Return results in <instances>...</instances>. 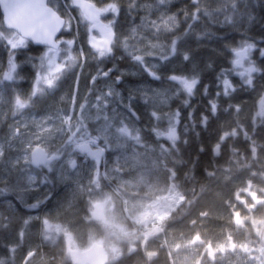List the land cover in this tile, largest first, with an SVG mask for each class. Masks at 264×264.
Masks as SVG:
<instances>
[{
    "label": "flooded vegetation",
    "instance_id": "af4514ba",
    "mask_svg": "<svg viewBox=\"0 0 264 264\" xmlns=\"http://www.w3.org/2000/svg\"><path fill=\"white\" fill-rule=\"evenodd\" d=\"M96 35L98 34L96 33ZM244 38L245 41L240 42L236 48L245 44L254 45L248 55V61L260 69V71L252 74V84L248 85L244 82V79L237 75L236 71H232L233 66L230 61L231 67L227 69V78L235 90L225 96L223 94V86H219L216 93H220V95H217L221 96L220 101L209 96L208 86L202 82L203 78L201 74H197V72L193 74V72L189 71L190 69H181L179 66L181 64L180 61L186 62L183 59V53L189 51V45H185L187 43L191 44V42H178L177 54L169 56L167 60H161L159 57L162 53L159 50H153L154 55L145 56V64L141 65L132 60L129 53L123 48H119L120 51H118V45L113 47V52L110 56L100 58L88 43V39L80 38L79 42L73 45V50L79 51L80 48H83V66L81 67L78 63L77 70L79 69V73L77 79L76 77L73 78L71 94L69 95L68 85L72 78L68 76L61 77L56 89L48 90L43 95L38 94L33 97V107H43L49 109L52 113L57 110L68 109L70 107L69 102L71 96L75 93L78 110V105L83 103L85 99L90 103H94L95 95L98 94L99 90L105 91L108 89V86L102 84V80H104L110 84L109 86L115 92L120 94L119 97L113 96L110 98L106 109L107 114L111 117L115 110V126L119 127V121H123L133 131V134H139L141 141L139 144H135L131 140L122 138L119 142L123 143L124 147L116 148L117 141L109 140L111 147L105 149L99 163L94 166L91 158L85 160L84 156L76 151H73L70 157L68 154L70 152L64 151L60 159L53 162L51 171L46 167L33 165V176L35 177L33 181V204L37 205L35 209L45 208L47 206L54 207L57 203H64L66 200L69 202L70 185H81L82 191L72 189L74 192L72 196L73 204L79 205L85 202L86 206H91L92 208L100 203L104 204L105 211H103V219H96L91 214L92 210L89 212V217L92 223L98 228L114 231L115 225L108 222V214H106L107 206L110 204H116L114 207H129L127 216L122 215L121 211H119V217H121L119 220L129 225L132 222L136 224L135 219L141 221L139 214L144 211L147 212L148 207H155L165 202L164 190L166 188L168 190L178 188L177 183L184 184L192 191L188 203H184L189 206L196 204L197 198L194 189L198 182V156L191 152L194 155L192 156L190 154L192 157L187 158L189 155L188 147H190L191 141L201 137L203 134L207 135L215 125H220L210 144L212 168L215 173L222 170L225 175L237 174L241 178L238 184H231L232 189H236L237 191L241 190L238 197L234 196L232 205L241 206L246 209L245 205L250 201V210H256L261 205L262 200L254 192L255 187L264 185V173H260L261 157H259V150L261 143L258 141V133L261 126L260 117L264 113V110H262L260 116L245 120L241 117L242 105H235L231 100L237 93L246 95L248 93L251 94L255 90H264V56L261 55V52L264 51V42H253L249 37H245V35ZM161 43L165 45L163 54H167V43ZM183 44H185L184 47ZM231 58H234L233 53L231 54ZM248 61H245V66H247ZM37 63L39 65V61ZM109 69L112 70L109 73V77L98 78L95 85H93L92 76L96 75L98 70L108 71ZM149 70L156 72L160 78L155 79L150 75ZM89 71L90 73L88 75ZM127 71L132 72L129 75H137V83L141 85L142 108L140 109L138 107L139 102L134 99L130 89L125 88L127 87L125 86L128 75ZM172 75H182L189 78L193 76L197 77L199 83L196 85L193 94L189 96L177 82L170 80L169 77ZM116 77H120L119 83L115 82ZM81 79L89 80L83 81V88L79 91ZM233 79L235 82H233ZM205 88H207V93H205ZM16 94L22 97L21 93ZM129 96L132 97L131 101L128 100ZM22 98L27 99L28 97L23 95ZM213 101L217 104L215 114L211 111L210 102ZM125 105H129L131 111H128ZM251 110L253 112L255 111V109ZM153 112L156 113V117H159V119L152 115ZM177 112H179V117L178 123L176 124L177 139L175 142L173 143L165 137H157L156 132H166L169 127V118L174 117ZM76 114H78V111L73 113L74 116ZM90 115L94 117L95 110H92ZM205 117H207L206 122L204 120ZM85 123L87 126H98L101 121L89 119L85 120ZM88 131L92 135L97 134L95 130L94 132L91 130ZM99 143L101 147H104L103 141ZM41 146L45 145L41 144ZM217 147H219V155L215 157L214 153ZM246 148L250 152L248 153L252 154V158H250V155L248 156ZM48 150L52 151L53 149L48 148ZM199 152L201 153V151ZM69 158L76 160V169H72L67 163ZM189 159L192 160L191 163L189 162L190 166L188 167L187 163ZM182 171L183 174H181ZM70 174L76 176L71 178ZM97 180H101V187L100 189L98 187L93 189V181ZM248 191L250 192L248 193ZM252 194H256L258 199L254 200L251 196ZM237 210L238 212L241 211L238 208ZM135 211H137L136 214ZM52 212L54 213L56 224L52 226L47 218L44 219L42 221V227L45 229L44 234L50 233L53 227L60 230L62 227L67 226L64 223L68 216L66 213L61 212L60 214L55 209ZM34 213L39 215L40 211L36 210ZM160 214L159 209H153L147 217L144 215V218H142L143 221H146L145 227L148 230L150 229L152 233L157 232L147 242L146 240L143 242L136 239L128 246L129 242L124 240L122 243L112 246L111 244L108 245L105 241L101 230L95 232L97 236L95 244L101 246L107 255L106 264H138L139 259L144 261L143 264H160L165 262V259L170 260L171 258L166 257L168 253L165 244L166 235L164 233L166 227L165 225L163 227L161 225L163 219L159 217ZM176 215L174 217H180ZM230 216L232 217L231 212ZM189 219V216L186 214L183 221L186 222ZM79 220L84 221L83 228L87 229V223H85L86 217L83 219L80 218ZM232 220L234 227L239 233L245 235L247 227L243 225V222L236 226L233 218ZM192 222L194 221H191L188 227L192 231L189 233L185 232L186 243H177L172 250V256L177 264H182L181 258L184 255V252L180 251L183 249L182 246H184L183 250L194 248L189 247L188 243L197 234L205 238L201 230H195V225L194 229H192ZM170 225L167 228H170ZM65 228L63 229L65 230ZM33 231L36 235L41 234L37 233L36 229ZM83 233L85 234L86 230ZM127 233L130 232L128 231ZM69 234L71 232H67L61 236L56 245L58 246L62 240L64 245L63 253L65 254L67 253L65 239ZM131 235H127L125 239L129 240L128 236ZM38 236L40 237V235ZM112 238L116 242L115 235ZM70 239L72 248L85 249L88 247L87 245H75V234L73 233ZM54 251L55 254L62 255L58 252V247ZM223 255L226 257L229 256V254L224 253ZM150 256L151 258H149Z\"/></svg>",
    "mask_w": 264,
    "mask_h": 264
},
{
    "label": "snow or ice",
    "instance_id": "6c2138e0",
    "mask_svg": "<svg viewBox=\"0 0 264 264\" xmlns=\"http://www.w3.org/2000/svg\"><path fill=\"white\" fill-rule=\"evenodd\" d=\"M169 2L170 0H157V10H159L160 6L166 5ZM193 4L196 5L195 11L191 14L185 13V17L190 18L192 21L200 19L201 14L205 17H211L215 13L225 12V21L231 22L233 15L228 14V12L230 11L232 14H236L238 11V0H222V6L216 9L202 7L200 0H193ZM71 5L77 7L80 10L81 19L88 22V43L100 58L110 56L113 52V47L116 45L121 46L129 53L132 60L141 65L145 64V56L154 55L153 50H159L162 53L159 57L161 60H167L169 56L177 54L179 36H175L170 40V43L167 45V54H163L165 45L160 42L165 34L173 33L178 27L176 15H168L165 13L161 14L156 20H149L147 17L143 18L141 26L150 31V39L140 37L136 28L131 30L130 36L121 39L113 30L114 21L103 23L100 20L102 13H119L120 9L116 3L98 8L90 0H71ZM135 7L134 0H131L130 8ZM144 7L146 11L151 10L148 5ZM71 28L72 17L69 16L68 19L62 18L58 8V0H0V42L6 43L10 49L8 71L0 79V98L4 94V88L2 87L4 81L14 82L18 78V65L14 59L15 50L27 47L29 41L43 44L47 48L44 55L40 57L39 70L35 75L31 96L28 99H23L19 94H16L13 98L12 102L16 112L27 108L31 97H35L38 94L43 95L48 90L56 89L61 76L66 73H72L78 63L81 67L83 66V48H80L75 54L73 51L76 38L65 40L57 37V33L61 29L68 31ZM189 28H191V25H189ZM93 30L99 31L103 37L102 43L97 42L96 38L91 35ZM140 44H144V47L141 48L139 46ZM253 47L254 45L252 44H245L231 50L234 56L231 61L233 66L232 71H236L237 75L244 79V82L248 85L252 84V74L260 71V69L248 61V55ZM261 55L264 56V51L261 52ZM189 58V53L185 51L183 53V59L187 61ZM245 61H248L247 66H245ZM111 71V69L108 71L98 70L96 75L91 78L93 85H95L98 78H108ZM149 71L150 75L155 79L160 78L156 72ZM227 76L228 70H221L220 78H218L219 83L223 86V94L225 96L235 90ZM169 79L177 82L189 96L193 94L196 85L199 83L198 78L195 76L189 78L182 75H172ZM115 82L119 83L120 77H116ZM205 93H207V88H205ZM119 95L111 86H108L107 92L99 90L98 94L95 95L94 103H90L85 99L83 103L78 105L77 110L76 95L73 93L68 109L57 110L50 115L41 117L39 121L33 119L32 123L35 125L37 131L33 132L31 136L22 133L19 127H14L11 130L10 136L3 139V142H0V158L4 156L5 143L9 148L14 146L13 142L18 143L19 148L18 155L15 158V164L20 165V176L18 179H22L24 177V169L27 166L35 165L37 167H46L51 171L53 162L58 161L66 149L79 152L84 156L85 160L91 158L94 166L99 163L105 149L111 147L109 140L112 138L117 141L116 148L124 147V144L119 142L122 138L139 144L141 141L139 134H133V131L123 121H119V127L115 126V110L111 117L107 114L106 109L110 98L113 96L119 97ZM217 95H220V93H217ZM131 99L132 97L129 96L128 100L131 101ZM210 103L211 111L215 114L217 104L214 101ZM261 106L262 110H264V101H261ZM125 107L128 108V111H131L129 105H125ZM92 110H95L94 117L90 115ZM77 111L78 114L74 116L73 113ZM152 115L156 117L155 112ZM178 117L179 112L174 117H170L168 129L166 132L157 131V137H165L174 143L177 139L176 124L178 123ZM156 118L159 119V117ZM89 119L101 121L95 129L96 135H92L88 131L85 120ZM204 120L206 122L207 117ZM41 132L45 133V135H41ZM54 137L59 138L60 144L52 151H49V141ZM35 139H39L41 144L45 146H41V144L34 146L33 140ZM100 141L104 142V147L100 146ZM70 156L71 153H69ZM67 163L72 169L77 168L75 159L69 158ZM27 179L34 181L35 177L28 176ZM31 207L36 208L37 205L33 204ZM22 235L23 233H21ZM15 250V247L10 249L12 252H15ZM31 255L32 251L29 250L23 258L22 264H27ZM0 264H6L5 260L0 259Z\"/></svg>",
    "mask_w": 264,
    "mask_h": 264
},
{
    "label": "trees",
    "instance_id": "16d2710c",
    "mask_svg": "<svg viewBox=\"0 0 264 264\" xmlns=\"http://www.w3.org/2000/svg\"><path fill=\"white\" fill-rule=\"evenodd\" d=\"M99 8L104 7L111 3H116L120 9L118 14L109 13L112 21H114V27L116 34L123 39L131 35V30L133 28L137 29L139 36L142 38H151V33L147 28L141 26V21L143 18L147 17L149 20H156L161 14L176 15L178 19V27L174 30L173 33H167L162 37L160 42H168L175 36H179L180 39L178 42H191L189 45L188 53L189 60L186 62L180 61L181 69H190V72L201 74L202 82L206 83L209 89V96L213 97L215 100L220 101L221 96H217V90L219 86H222L219 83L220 72L221 70L230 69V59H231V48L237 47L240 42H244L245 37H249L251 41L264 42V0H238L237 8L238 11L236 14H232L230 11L228 14L233 15L231 22L225 21V12L215 13L211 17H205L201 14L200 19L192 21L190 18L185 17V13L191 14L195 11L196 5L193 4V0H170L166 5L160 6L157 10V0H134L136 7L130 8L131 0H91ZM61 3V2H60ZM202 7H209L210 9H216L217 7L222 6V0H200ZM65 4L72 6L70 0H65ZM145 5L150 6V11L145 10ZM60 14L62 16H67L64 8V4H61ZM72 8V7H71ZM75 10V8H73ZM108 13V12H107ZM191 25V28H189ZM187 33V35H185ZM67 35H72L68 33ZM69 38V37H68ZM84 39V38H82ZM155 42V41H154ZM199 42V43H196ZM141 48L144 47V44L139 45ZM119 48H122L118 45ZM44 49L33 47L28 43L27 47L15 50V63L18 65L17 74L18 78L15 80V83L8 84L3 83L4 96L7 99V102L13 100V95L16 93H24L23 87L28 85V81L33 79V76L37 70L38 57L41 51ZM128 53V52H127ZM141 54V53H137ZM10 58V49L4 42H0V79L3 78L4 72L8 71V62ZM78 67V65H77ZM77 67L74 69L77 70ZM195 71V72H194ZM90 71L88 72L89 75ZM128 75L126 77L127 89H130L132 96L139 102V109L141 106V92L140 86L137 83V75H129L132 73L127 71ZM232 73L230 72V75ZM74 73H72L70 78V84L68 85L69 95L72 92L73 88V78ZM87 75V76H88ZM232 76V75H231ZM233 78V76H232ZM89 80V79H85ZM79 83V91L83 88V81ZM87 82V81H86ZM233 82L235 80L233 79ZM102 84L109 86L110 84L102 80ZM7 89V90H6ZM13 90V91H11ZM264 93L263 89L252 91L248 94L237 93L232 101L240 102L238 104L243 105L245 108H255V103L260 100L261 95ZM131 94V93H130ZM5 111L8 113L11 112L7 110L5 105ZM261 126L258 133V141L261 143L260 156L261 157V168L260 173H264V113L260 117ZM220 125H215V127L207 135H202L201 137L196 138L194 141L190 142V147H188L189 155L194 153L198 156V165H197V185L194 189L196 193V204H192L189 207L183 205L180 208L181 213H185L189 216V220L184 222L189 227V223L194 221L193 226L203 227L204 222H209L207 228H201L203 236L205 232L211 234L222 233L221 228L218 227L220 221L216 219L217 216H222L225 213V219L221 221L222 226L225 228V231L233 232L236 230L233 224V220L230 217L231 211V202L234 199V194L237 192L236 189H232V185L224 184L223 178L225 173L222 170H219L217 173L212 168V155L210 152V144L212 143L213 136L218 130ZM88 130L94 132L97 126H87ZM201 149V150H200ZM201 151V153L199 152ZM247 153L249 152L246 148ZM250 153V152H249ZM250 158L252 154H249ZM193 154V155H194ZM187 158H191L190 155ZM192 159L188 160L191 163ZM184 169V167H182ZM183 174V171L181 172ZM213 175V177H212ZM4 184H0V190L4 189ZM3 188V189H2ZM15 195L11 192L6 194H0V202L5 199L4 204H0V259H4L6 264H22V260L25 257L26 253L30 249H36L35 254L38 259H43L41 264H61V256L67 257L63 253L64 245L61 240L58 247V252L62 255L55 254L53 248H51L47 243H43L41 238L36 235L32 230L30 232L26 231V225H23L25 213L21 207L20 212H17L16 208L12 205L7 206V200L9 198L15 199ZM61 212H64L68 215V211L62 209ZM204 214L205 218L201 216ZM262 214L263 211H262ZM7 217V218H6ZM203 217V218H202ZM6 218V219H5ZM9 219V220H7ZM83 222V221H80ZM67 227V226H64ZM35 230V229H33ZM81 232L86 229L81 227L79 229ZM192 231L189 229H185ZM21 233L23 235L21 236ZM35 234V235H34ZM223 234V233H222ZM261 239L264 243V230L261 232ZM221 237V236H220ZM240 239L243 235L238 236ZM222 238L225 240V236L222 235ZM238 238V239H239ZM207 242H212L210 239H207ZM15 247V252L10 251L11 248ZM234 256L235 258L231 264H240L242 261V255L239 254ZM231 256V255H229ZM41 257V258H39ZM138 259V258H137ZM70 263V261H69ZM144 261L138 260V264H143ZM217 263V262H216ZM215 263V264H216ZM29 264V260L27 261ZM71 264V263H70ZM160 264H169L166 259L165 262Z\"/></svg>",
    "mask_w": 264,
    "mask_h": 264
},
{
    "label": "rangeland",
    "instance_id": "374dc122",
    "mask_svg": "<svg viewBox=\"0 0 264 264\" xmlns=\"http://www.w3.org/2000/svg\"><path fill=\"white\" fill-rule=\"evenodd\" d=\"M61 4H65V1L58 0L59 8L61 7ZM109 13L111 14V12L103 13V19L107 23L109 21H112L111 18H109L110 16ZM84 28L88 30V23L87 21H84L83 19H81L80 11L77 10L76 14H73V17H72V28L71 30H68V31L73 32V35L70 36L69 38L63 37L62 39L66 40V39L76 38V42H79L80 38L86 39L85 34L87 32L83 31ZM232 49L233 48H231L230 51ZM73 51H74V54L78 52L75 50ZM45 52L46 50H43L40 52L39 57H38L39 62H40V57L43 56ZM232 60L233 58H231L230 61ZM74 72L76 74L74 75V77H76L77 79L79 69L76 71L73 70L72 73ZM72 73H66L65 75L61 77L70 76ZM107 90H105V92ZM261 101H264L263 94L261 95L260 100L257 101V103H255L254 112L249 108L244 109V106L242 105L243 110L241 113V117H243L246 120V119H252L255 116H260L262 113ZM238 103L240 102H237V101L234 102L235 105H238ZM6 104H8V102H7L6 97L3 94V97L0 98V142H3V139L10 136L11 130L14 127H19L22 133H26L27 135L31 136L33 132L37 131L35 125L32 123L33 119L39 121L41 117L52 114V112L49 109H46L43 107L37 108L38 110L42 112L35 111L33 110V107L30 106V103L27 108L20 110L19 112H16L14 109L12 112L8 113L7 111H5ZM37 114H40V115H37ZM25 125H27V127H25ZM41 135H45V133L41 132ZM110 141H116V140L112 138L110 139ZM13 143H14V146L12 148H9L8 145L5 143L4 156L0 158V168H2V171L0 172V184L1 183L4 184L3 186L4 189L2 188L3 190H0V194H6L7 192H11L15 195L14 197L15 199L9 198V200L6 201L7 206L12 205L14 208H16L17 212H20L21 207H22L26 215L24 218L23 225H27L29 221L33 222V229L42 227V224H43L42 221L46 218L49 220L50 224L54 226L56 224L55 223L56 219L54 217V213L52 212L54 209L55 211L58 210L60 214H61L62 209L68 210V216L64 222L67 225L65 230L63 229L64 227H62L60 230H57L56 227H53L50 233L38 234L41 237L42 244L47 243L54 250L57 247L56 245L59 242L60 237L65 235L67 232H71V234L72 233L75 234V239H74L75 245L90 246L93 242L96 241L97 236L95 232H98V230H101L102 236L104 237L108 245L111 244L112 246L120 244L124 240L129 242L128 246H130V244L133 243V241L136 239H139L143 242H145L146 240L147 242L153 235L157 234V232L152 233L150 229L148 230L145 227L146 221H143L142 218H144V215H146L147 217V215L153 209H159V213H161L159 217L163 219V222L161 223V225L162 227L163 225H165L166 227V229L164 230V233L166 235L165 244L168 249V253L166 257L171 258L170 260L166 259V261L169 264H177L172 256L173 254L172 250L176 246L177 243L179 244L186 243L185 232L187 233L190 232L188 230H185L186 228L188 229V226L184 224L185 221H183L184 216H186L187 212L182 213L180 217H174L176 213L179 216L180 208L183 205L188 206L184 202L188 203V200L189 198H191V195H192V191L189 188H187L184 184L177 183L178 188H171L170 190L166 188L164 190L165 202H163L161 205L160 204L156 205L155 207L154 206L148 207L147 212L146 211L141 212L139 214L141 221H137V219H135L136 224L135 222H132L133 225L125 224L121 220H119L121 218L119 217L120 215L119 211H121L122 215L127 216L129 207H124V206L114 207L116 206V204L108 205L106 209V214H108V217H107L108 222H110V224L112 223L115 225L114 231H108L105 228H98L97 226H95L94 223H92L89 217V212L92 210L91 206H86L85 202L79 205L73 204L74 202L72 201V198H73L72 196L74 192L72 191V189H76L77 191L78 190L82 191L81 185H76V184L70 185L69 202L67 200L64 203L59 202L54 207L47 206L45 208L41 207L40 209L32 208L31 205H33V181H29L27 177L33 176V167L27 166L24 169V177L22 179H18V177L20 176V165L15 164V158L18 155L19 145L16 142H13ZM33 143H35L34 145H36V144L41 143V141L39 139H35L33 140ZM59 144H60L59 138L54 137L52 140L49 141L48 148L54 149L55 147L59 146ZM65 151H69L70 153L73 152L71 149H67ZM70 175H71V178L76 176L73 174H70ZM239 180H241V178L237 174H228L224 176L223 183L230 184V185L235 184V183L238 184ZM92 186H93V189L96 187L100 189L101 180L93 181ZM238 192L240 194L241 190H239ZM254 192L262 200L261 205H259L256 208V210L254 211L250 210V207H249L250 201H248L247 204L245 205L246 209H244L241 206H237V205L233 206V213L238 212L236 208L242 211V212L239 211L238 213L241 214V220L243 222V225L247 227V232L245 235H243L241 239L238 237L240 233L237 229L234 230L233 232L225 231V228L222 226L221 221L225 219L224 218L225 213H226L225 211H224V215L216 217V219L220 221V224L218 225V227L221 228V231L223 230L222 232L223 234L214 233V232L213 234H211L209 232H205V239L206 240L210 239V241H212L211 244L213 245V248L216 253V258H217L216 264H231L235 258H238L234 256L238 255L240 257L239 255L240 253L242 255L241 256L242 261L240 262V264H264V243L262 242V239H261L262 237L261 232L264 230V214H262V211L264 213V185H259L258 187H255ZM4 203H5V199H3L0 202V204H4ZM36 210L40 211L39 215L34 213V211ZM136 212L137 211H135V214ZM201 216L205 218L204 214H202ZM85 217H86L85 223H87V229H86V233L84 234L83 232L79 230L81 227H83L84 221L80 222L82 220H79V219L80 218L83 219ZM0 220H2V218H0ZM209 224H210L209 222L208 223L204 222V225L201 228H204V227L207 228V225ZM169 225H170V228H167ZM201 228H199V226H196L195 230L200 231ZM192 229H194V227ZM128 231L130 233H127ZM130 234L132 235L128 236L129 240L125 239V237ZM114 235L116 238V242H114L112 238ZM222 235L225 236V240L224 238H222ZM230 240L234 241L235 243L236 254L228 256V257L226 256L220 257L219 252L221 250H224L225 252H227L228 243ZM182 248L184 249V246H182ZM183 249L180 250L181 252H184L183 257L181 258L182 264H201L202 262L203 264H208L206 261L204 249H201V248L200 249L192 248V249H186V250H183ZM30 250L32 251V255L28 259L29 264H41L43 259H41L40 261V259L36 257L34 249L33 250L30 249ZM149 258H151V256ZM63 260L69 263L67 257H63Z\"/></svg>",
    "mask_w": 264,
    "mask_h": 264
},
{
    "label": "water",
    "instance_id": "95a60500",
    "mask_svg": "<svg viewBox=\"0 0 264 264\" xmlns=\"http://www.w3.org/2000/svg\"><path fill=\"white\" fill-rule=\"evenodd\" d=\"M100 20H101V17H100ZM101 22H103V21L101 20ZM62 30L63 29H61V31L59 33H57L58 38H59ZM94 31L98 32V34L100 36L99 38H97L93 35ZM91 35L96 38L97 42H99V43L103 42V37L101 36V34L99 33L98 30H93ZM29 42H31L32 45H35V46L46 47L43 44H37L36 42H33V41H29ZM214 155H215V157H217L219 155V147H217L215 149ZM253 197H256V196L253 195ZM103 210H104L103 204H98L94 207L92 215L96 219H103ZM235 222L237 224H240L239 215H235ZM202 244H203V240L199 236L194 237L192 242H191L192 246L202 245ZM234 247H235L234 242H230L229 243V251L232 252L234 250ZM66 248H67V251L70 254V257H71L74 264H105L107 261V256L105 255L103 248L101 246H99L98 244H93L87 250L79 251L76 249H71L70 240L67 239L66 240ZM207 250H208V259L210 261H214V256H213L214 250L211 247V245H207Z\"/></svg>",
    "mask_w": 264,
    "mask_h": 264
},
{
    "label": "bare ground",
    "instance_id": "6f19581e",
    "mask_svg": "<svg viewBox=\"0 0 264 264\" xmlns=\"http://www.w3.org/2000/svg\"><path fill=\"white\" fill-rule=\"evenodd\" d=\"M65 1V0H64ZM61 2V1H60ZM64 6H65V8L67 9V14H68V16H70V17H73V14H76V7L74 6V5H72V6H69V5H66V4H64ZM72 7V8H71ZM73 8H75V10H73ZM37 70H36V72L39 70V68H38V65H37ZM36 72H35V74H34V76H33V79H31L30 81H28V85L29 86H27V84L25 85V87H23V90H25L24 91V93H22V91L20 90V92H21V95H22V97H23V95L24 96H27L28 98L31 96V92H32V88H33V81H34V79H35V75H36ZM5 73V72H4ZM4 83L6 84V83H8V84H13V83H15V81L14 82H9V81H4ZM4 90H5V88H4ZM7 90V89H6ZM14 96L15 95H13V97L12 98H14ZM21 97V98H22ZM27 98V99H28ZM13 101V100H12ZM8 102V104H6V106H7V110L8 111H10L11 110V112L15 109L14 108V104H13V102ZM29 103H30V106H32L33 107V97H31V100L29 101ZM33 110H35V111H38L39 112V110L37 109V108H35V107H33ZM37 115H40V114H37ZM35 143H33V145H34ZM35 146V145H34ZM2 171V168H0V172ZM24 220V219H23ZM26 233L27 232H30L31 230H32V233H33V222H28V224L26 225ZM36 232L37 233H44L45 232V229L43 228V227H39V228H37L36 229ZM60 263L61 264H70V263H67V262H65L64 260H63V256H61V259H60Z\"/></svg>",
    "mask_w": 264,
    "mask_h": 264
}]
</instances>
